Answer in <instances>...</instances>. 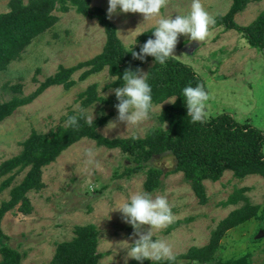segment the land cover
Masks as SVG:
<instances>
[{"label": "rangeland", "instance_id": "obj_1", "mask_svg": "<svg viewBox=\"0 0 264 264\" xmlns=\"http://www.w3.org/2000/svg\"><path fill=\"white\" fill-rule=\"evenodd\" d=\"M26 3L28 0H22ZM204 10L215 19L224 15L231 0H200ZM9 0H0V14L9 11ZM90 7L101 8L106 15L107 0H90ZM190 0H164L162 15L185 14ZM264 10V0H249L245 9L234 17L236 25L248 26ZM58 21L52 28L34 39L0 72V99L7 101L12 93L4 91V84L22 86V96L30 95L46 78L53 76L59 66L72 67L99 54L105 43V34L96 20L83 17L74 9L54 12ZM107 19L115 26L122 45L135 44L137 33L154 28L159 17L144 18L139 13H117ZM211 35L202 42L178 38L173 55L189 66L203 81L208 99L206 116L228 113L240 123L247 122L259 129L264 137V51L250 48L242 35L221 26H210ZM149 65L141 70L147 73ZM37 69L39 70L37 72ZM86 68L72 75L75 81L69 88L55 85L45 89L29 104L17 108L12 115L0 122V164L17 155L19 145L31 131L48 133L59 126L66 127L67 116L81 110L93 121L108 117L97 132L107 139L143 138L151 129L160 127L158 115L166 101L152 107L150 117L134 127L123 123L108 129L117 115L113 105L93 101L82 106L84 97L79 95L95 85L97 97L115 99L110 87L104 84L109 76L107 68L79 80ZM111 126H109L110 128ZM163 129L166 124L161 126ZM264 153V142L262 147ZM91 151L89 157L86 152ZM155 164L164 170L161 184L154 195H164L173 213V222L166 228L153 230L156 239L164 238L170 245L173 257L185 254L191 247L205 246L220 221L232 211L243 206V201L223 207L221 204L235 191L246 190L243 195L251 206H258L257 215L249 221L229 230L221 239L215 254L226 261L248 256L249 264H264V179L248 175L242 180L225 171L216 182L204 181L206 201L200 203L181 173H172L174 160L170 156L157 157ZM125 166H130L119 149L96 146L95 142L82 138L70 145L50 164L42 168L41 188L26 193L30 211L7 212L0 230L1 239L21 256V264H48L54 256L56 244L69 241L76 226L92 224L98 230V264H126L133 259L127 256L133 229L122 222L119 211L114 210L127 198L143 188L146 175L139 172L118 176ZM27 169L15 172L11 184L0 192V203L9 199V190L18 185ZM19 206V204H18ZM114 210V211H113ZM178 222L177 225L168 227ZM147 230V226H144ZM261 233V234H260ZM135 237H133L134 239ZM1 259V256H0Z\"/></svg>", "mask_w": 264, "mask_h": 264}, {"label": "trees", "instance_id": "obj_2", "mask_svg": "<svg viewBox=\"0 0 264 264\" xmlns=\"http://www.w3.org/2000/svg\"><path fill=\"white\" fill-rule=\"evenodd\" d=\"M89 2L90 0H28L23 3L22 0H9V11L0 14V72L6 70L12 61L19 59L20 54L34 39L53 27L58 21L54 14L56 11L67 12L74 9L83 17L96 20L104 31L105 43L101 52L93 58L68 68L59 66L53 76L46 78L28 96H22L20 84H4L2 89L11 92L12 96L7 101L0 99V122L12 115L17 108L32 102L48 87H71L75 84L72 75L80 69L86 68L79 76V80H84L103 68H107L108 74H122L125 68L135 70L149 65L147 73L148 83L152 88L153 106L177 96L175 102L164 106L158 115L160 125L166 124L167 127L151 129L143 138L107 139L97 132V128L104 125L108 117H98L91 125L81 119L78 129L59 126L48 133L31 131L19 143L20 152L0 164V192L11 184L15 172L27 169L19 184L9 190V199L0 203V222L16 206L23 214L30 211L26 193L41 188L42 168L82 138L94 141L96 146L119 149L130 166H125L118 176L129 177L144 172L146 178L143 188L147 192L154 191L161 184L164 170L155 164L156 158L161 156H170L174 160L172 173L182 174L184 181L202 204L206 201L203 182H216L225 171L232 172L233 177L238 180L248 175H258L264 179L262 132L247 122L236 121L225 112L206 116L202 122H191L186 116L180 93L189 84H201L206 91L199 76L175 57H170L164 65L155 64L152 57H146L143 63L133 60L130 53H125L126 48L117 37L116 28L107 19L105 12L101 8L90 7ZM248 2L249 0H231L229 9L215 19L214 26H221L225 31L234 30L242 35L250 48L264 51V10L248 26L241 27L234 22V17L245 9ZM152 29L143 31L135 38L137 43L133 50L139 51V46L151 38ZM112 86H119V82ZM79 97H84L81 103L83 107H88L93 101L116 103V99L97 97L95 85L88 87ZM245 190H235L221 204L225 207L238 201L244 202L241 208L232 211L219 222L205 246L191 247L185 254L159 264H249L248 256L226 261L218 260L215 256L221 239L229 230L257 215L258 206L249 205L243 195ZM177 224L178 222L174 223L167 230ZM3 237L5 236L0 230V264H21L22 256L2 243ZM97 245L98 230L94 225L76 226L72 239L56 244L54 256L48 264H98L101 255L97 253ZM126 264H137V261L132 260ZM143 264L151 262L144 261Z\"/></svg>", "mask_w": 264, "mask_h": 264}, {"label": "clouds", "instance_id": "obj_3", "mask_svg": "<svg viewBox=\"0 0 264 264\" xmlns=\"http://www.w3.org/2000/svg\"><path fill=\"white\" fill-rule=\"evenodd\" d=\"M107 4L106 15L109 18L117 13V10L120 13H139L144 21L159 17L151 31V38L139 46V51L133 50L137 42L130 48L126 47L125 53H130L133 60H139L141 63L146 57H152L155 64L164 65L170 57H176L173 53L179 37L186 36L188 41L202 42L211 35L210 26L215 23L202 7L200 0H190L189 10L185 14L175 13L174 16L161 14L164 0H107ZM137 28L125 38L130 34H136V37L140 35ZM148 74L140 68H125L122 74H109L104 80L105 86L119 82L118 87L109 88L116 99L113 107L117 115L115 121L108 123V129L115 128L119 123H123L127 129L150 117L153 99ZM180 97L186 108V116L191 122H202L206 118L205 102L208 94L201 84L184 86ZM176 98L177 96L171 97L166 102L174 103ZM81 119L91 125L93 113L91 116H85L81 110L68 115L64 124L78 129ZM86 155L90 157L92 152L88 151ZM114 210L119 211L122 222L133 229L129 236L132 243H124L129 258L137 261V264H143L144 261L159 264L174 258L169 243L164 238L156 239L153 236V230L164 229L173 222V213L166 196L138 191ZM144 226H147V230H144Z\"/></svg>", "mask_w": 264, "mask_h": 264}, {"label": "water", "instance_id": "obj_4", "mask_svg": "<svg viewBox=\"0 0 264 264\" xmlns=\"http://www.w3.org/2000/svg\"><path fill=\"white\" fill-rule=\"evenodd\" d=\"M261 234V233H260Z\"/></svg>", "mask_w": 264, "mask_h": 264}]
</instances>
